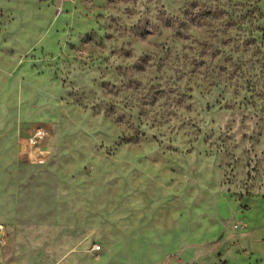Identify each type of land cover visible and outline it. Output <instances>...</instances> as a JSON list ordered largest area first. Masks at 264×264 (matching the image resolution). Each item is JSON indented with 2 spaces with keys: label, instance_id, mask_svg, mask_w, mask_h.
Returning a JSON list of instances; mask_svg holds the SVG:
<instances>
[{
  "label": "rangeland",
  "instance_id": "obj_1",
  "mask_svg": "<svg viewBox=\"0 0 264 264\" xmlns=\"http://www.w3.org/2000/svg\"><path fill=\"white\" fill-rule=\"evenodd\" d=\"M0 222V264H264V0H0Z\"/></svg>",
  "mask_w": 264,
  "mask_h": 264
},
{
  "label": "built area",
  "instance_id": "obj_2",
  "mask_svg": "<svg viewBox=\"0 0 264 264\" xmlns=\"http://www.w3.org/2000/svg\"><path fill=\"white\" fill-rule=\"evenodd\" d=\"M58 7H60L64 0H55ZM46 133L42 128H36V130L28 137V144L33 149L38 150L43 146L45 141ZM39 163H43L44 158H37ZM7 236L6 225L3 222H0V249L5 243ZM99 248V247H97Z\"/></svg>",
  "mask_w": 264,
  "mask_h": 264
}]
</instances>
